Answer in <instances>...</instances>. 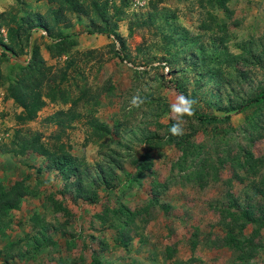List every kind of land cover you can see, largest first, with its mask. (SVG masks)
<instances>
[{
  "label": "rangeland",
  "instance_id": "rangeland-1",
  "mask_svg": "<svg viewBox=\"0 0 264 264\" xmlns=\"http://www.w3.org/2000/svg\"><path fill=\"white\" fill-rule=\"evenodd\" d=\"M122 1L116 29L122 50L85 16L68 13L52 24L49 37L31 30L21 55L0 47V184L21 181L32 192L2 219L0 264H88L93 257L99 264H264V228L255 235L241 220L243 210L264 218V163L249 161L264 160V106L238 110L264 89V0H161L142 26L133 23L150 14L148 0ZM55 7L47 0H0V13L16 19ZM63 35L71 44L60 53L49 50ZM0 37L5 41L3 29ZM33 50L44 71L43 104L21 121L23 109L12 97L34 77L25 69ZM225 54L238 58L224 60ZM179 94L196 101L198 114L229 120L199 124L185 116L182 133L167 134L177 122L170 108ZM58 111L63 114L55 116ZM95 123L110 132L98 138ZM169 135L198 145V156L182 170ZM34 147L55 160L72 157L87 181L105 170L111 187L96 185L93 204L72 201ZM143 153L147 171L132 164ZM50 195L63 211L52 210ZM118 205L133 217L124 246L115 235L124 219L110 213ZM105 207L110 212L101 215ZM31 218L64 225L65 233H51L56 246L29 255ZM236 239L240 249L230 244ZM164 247L173 250L170 259Z\"/></svg>",
  "mask_w": 264,
  "mask_h": 264
},
{
  "label": "trees",
  "instance_id": "trees-1",
  "mask_svg": "<svg viewBox=\"0 0 264 264\" xmlns=\"http://www.w3.org/2000/svg\"><path fill=\"white\" fill-rule=\"evenodd\" d=\"M223 2L224 1L222 0L220 4L222 5ZM47 3L54 4L56 7L48 9L42 15L28 13L16 19L14 15H11L9 13H0V30L3 29V31L5 32V41H3L0 37V47L3 48L4 52L9 53L14 57L21 55L23 52V46L26 45L31 30L41 29L49 37L50 31L52 30L51 28H54L52 24H56V22L66 13L85 16L89 20L90 26L93 28V30H95L96 33L105 35L107 37L111 36L112 42L114 44L115 42H119L117 45H119L121 50L123 49V41L116 33V29L118 21L121 20L125 13L124 1L120 0L118 5H115V3L112 1H110L109 3L108 0H47ZM160 3L161 0H148V8L150 14H148V16H146V18L141 21V23L133 24H135L136 26H142L146 24V22H150L151 18L154 16V12H156L157 5ZM131 30V25H129V33ZM57 38H59L60 41L53 45V47H49L51 48L49 50L59 47V50H57V52L60 53L59 51H63L67 47V45L64 44L70 45L71 43L66 39L64 35ZM4 52L2 53V56L5 55ZM36 57L37 52L33 50L31 52L29 63L25 67L26 70H29L33 73L34 77L30 80L29 83L20 86L17 89L16 95H13L12 97L14 101H16L23 109L24 113L17 117L21 121L31 120L35 112L38 111L43 104V101L40 98V91L44 86V71L41 61L36 59ZM229 57L238 58V56L230 54H225L223 58L224 60H227V58ZM250 103H259L264 106V89L257 93L252 99L246 102H242L239 105L240 107L238 108V110H242L243 108L249 106ZM60 114H63L62 111H58L54 115L57 116ZM191 118L199 124H210L229 120L228 115L218 118L216 116L198 114L196 110L195 115ZM167 129L168 131L166 133L170 134L169 124ZM93 131L95 136H97L98 138H102L110 132L107 127L97 123L93 125ZM184 137L185 136L179 139H175L169 135L167 138L168 141H166L173 142V146L177 148L181 153V163L177 164V168L179 170L184 169L185 166L183 164L185 161L188 160L191 162L199 154L198 145L194 144L193 141L184 140ZM151 140L152 139H148L147 142H151ZM33 150H35V152H37L41 156L46 157V167L50 170H53V172L61 178L62 182H65L66 187H68V189L72 193V196L70 197L72 201L80 200L87 202L88 204H93V202L97 200V193H95L96 185H105L106 188L111 187L107 185L109 179L106 171L102 170L101 168H99V171H95L92 179H89L87 181L86 178L88 173H86V169H84V167H82L80 164H77L72 157L64 155L62 158L55 160V156L49 155L48 151L44 148L34 147ZM146 158L147 155L143 153L136 159H132V161L134 162L132 164L134 166H138L144 171H147L149 169V164L144 163ZM249 161L255 162L259 166H262L264 163V160L261 157L257 159H249ZM68 177H72V181L69 182ZM62 191L64 193L63 189ZM58 193L60 192L58 191ZM31 194L32 192H30V190L27 189V187L21 181H15L7 188H4L2 184H0V225H2V219L7 217L12 211H15L17 208H19V204L21 203V201L27 195ZM47 203L50 204L52 210L56 212L63 211V206H61V204L57 202L56 199L52 197V195L48 196ZM109 212L110 211H108V209L105 207L101 211V215L109 214ZM110 213L113 214L115 218L124 219V224L121 222H118V224H116L118 226V231L115 233L116 238L119 239L121 244L124 246L125 244H127V242L130 241L132 237L130 236V232H132L133 229L129 227L131 218H133L132 214L123 205H118L116 208L112 209ZM96 215H94L95 219L101 218V215L99 217H96ZM241 220L244 221V223L250 224L251 227L254 228L253 232L255 235L258 233L259 229L264 228V218L262 217V215L261 217L256 218L254 214L243 210L241 212ZM30 222V227L34 231V236H32L31 238L33 242L30 246L31 251L29 255L33 254V252L42 251L48 246H56L51 237V233H58L62 230L65 233V230L61 228L64 225H49L48 223H43L41 220H38V218H31ZM196 233L197 229H193V232L191 233L189 238V242L192 248L195 244H197ZM61 237L67 238L65 234ZM138 239H140V237ZM236 240V244H234V241H232V243L230 244L234 249H240L242 243L241 241L239 243L238 239ZM97 254L98 253H96L95 251L93 252L94 256H97ZM172 254V249L164 247L165 259H170ZM88 264L99 263L93 257Z\"/></svg>",
  "mask_w": 264,
  "mask_h": 264
},
{
  "label": "clouds",
  "instance_id": "clouds-1",
  "mask_svg": "<svg viewBox=\"0 0 264 264\" xmlns=\"http://www.w3.org/2000/svg\"><path fill=\"white\" fill-rule=\"evenodd\" d=\"M142 101L139 97H133L132 106L139 107ZM196 101L183 94H179L176 101L171 105L170 111L173 117L176 119V123H173L172 127L169 129L170 134L173 136L180 135L182 133L181 124L183 122V117H192L195 115V105Z\"/></svg>",
  "mask_w": 264,
  "mask_h": 264
}]
</instances>
